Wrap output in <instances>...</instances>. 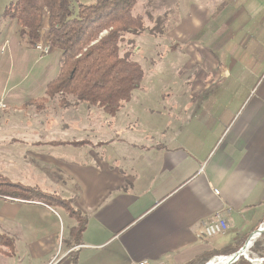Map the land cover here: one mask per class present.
<instances>
[{
  "label": "crops",
  "instance_id": "obj_1",
  "mask_svg": "<svg viewBox=\"0 0 264 264\" xmlns=\"http://www.w3.org/2000/svg\"><path fill=\"white\" fill-rule=\"evenodd\" d=\"M215 1L201 5L202 9L192 4L190 13L182 17L183 28L193 21L189 27L207 34V38L204 34L191 40V46L183 52L192 58L187 83L195 82L198 97L211 93L216 100L222 94L224 101L206 103L208 100L198 98L196 103H168V113L175 111L177 118L174 121L173 115H168L166 128L157 130L166 141L158 145L149 143L150 128L148 132H136L130 121L129 131L116 133L117 148L108 152L110 161L104 162L107 150L92 148L73 150L69 161L65 153L55 154L53 164L58 174L53 180L60 183L68 177L84 187V200L80 201L83 207L76 210L87 218V226L79 244H73L76 236H69L63 252L56 238L59 215L44 200L14 198L3 203L4 216L21 215L22 230L9 235L25 239L26 252L33 253L36 264H131L140 260L201 264L206 254L243 245L264 222V0ZM46 39L48 32L43 33V42ZM178 39L167 51L183 37ZM242 60L249 61V67L236 72L235 66ZM238 86L247 94L237 103ZM149 123L154 124L151 120ZM55 124L72 125L69 127L87 136L97 131L89 117L72 116ZM72 135L75 138L65 141V135L53 133V141L59 146H78V138L84 135ZM93 155L105 163L111 174L109 183L96 180L98 177L92 174ZM66 162L71 166L62 167ZM93 186L104 190L88 206ZM158 189L161 191L156 194ZM56 194L65 201L59 192ZM174 196L178 199L166 201ZM143 198L149 201L140 207ZM29 204L41 206L53 216L56 231L34 233L26 212ZM217 213L227 219V231L199 238L203 223ZM44 216L40 214L37 222L45 220ZM136 226L141 229L128 235Z\"/></svg>",
  "mask_w": 264,
  "mask_h": 264
},
{
  "label": "rangeland",
  "instance_id": "obj_2",
  "mask_svg": "<svg viewBox=\"0 0 264 264\" xmlns=\"http://www.w3.org/2000/svg\"><path fill=\"white\" fill-rule=\"evenodd\" d=\"M12 1L16 0H0V103L3 104L0 106V178L27 185L28 189L35 188L42 193V197H39L38 193L35 195L31 191L27 192L28 196L32 195L44 200L45 205L58 213L60 228L56 233V238L58 239V248L64 252L69 236H76L74 227L71 228V226L78 225L80 222L78 213H82L78 210L83 207L80 201L84 200V195L82 196L84 187L75 185L68 177L65 178L66 181L60 183L53 180V175L58 174L54 170L53 160L56 159L54 155L65 153V159L69 161L73 150L92 148L107 150L104 162L110 161L111 158L108 152L117 148L116 133L129 131L127 129L130 121H133L132 126L136 132H148L150 128L152 137H149V143L158 145L166 141L161 137L162 134L157 133V130L160 131V129L166 128L165 123L167 119H170L168 115H173L174 121L177 118L175 111L173 114L168 113L170 111L168 103H188V101L196 103L198 98L208 100L206 103L224 101L222 94L217 95L216 100L210 96L211 93H207L203 98L198 97L195 82L187 83L193 61L191 56L183 52L188 46H191L189 43L191 40L197 36H204L206 32H199L200 30L189 27L193 21H190L189 25L183 28L181 24L182 17L188 11L190 13L192 4L194 6L196 3L195 9H202L201 5L206 3L212 5L216 1L141 0L138 3L136 11L145 14L146 29L142 35L136 38L137 48L133 58L140 62L146 74L141 86L135 90L132 99L123 103L121 109L114 114L108 113L103 107L84 102L68 103V106H64L66 103H47L45 109L41 110L36 109L34 105L27 107L17 105V103H25L29 99L42 96L45 93L47 83L55 78L59 72L62 52L60 49L53 47L46 39L47 41L44 40V42H47L50 51L54 52H49L47 56H41V52L36 50L32 41L20 33L16 21L3 17L5 6ZM94 1L76 0L75 5ZM194 24H196V21ZM47 32L48 28L45 27L43 33L46 35ZM180 36L183 39L167 51L173 41H179L178 37ZM248 64L249 61H238L235 66L236 72L245 71L249 67ZM184 67L185 70L182 72ZM240 88L238 86L236 89L237 103L244 100L247 94L246 90ZM71 100L75 101L74 99ZM72 116L78 118L89 117L93 128H96L97 131H94L92 136H87L81 131L69 127L72 125L55 124ZM150 120L154 124H148ZM120 121H124L126 124L123 125ZM177 127H179L178 124ZM59 132L65 135L63 137L65 141L74 137L72 134H79V137L84 136L78 138V143L80 142L78 146L72 144L59 146L53 141V133ZM86 139L87 141H85ZM177 142L179 141H176L175 144ZM100 143L103 145H98ZM123 147H126V145ZM42 149L45 152L40 151ZM79 157L85 158L78 155L77 158ZM96 160L99 163L96 164ZM66 164L62 167L71 166L68 162ZM93 164L95 167L92 174L98 177L95 179L101 178L109 183L111 174L106 171L105 163H102L97 156L93 155ZM109 164L111 165L110 162ZM114 164L115 160L112 165ZM126 170L130 171L127 166ZM129 175H131V172L128 173ZM44 176H50L51 178H43ZM97 187L93 186L90 189L92 193L89 196L90 199L87 197L88 206L98 200L97 197L99 194L101 195V192L103 194L104 188ZM56 191L64 197L65 201L60 200L61 198L56 194ZM160 191L161 189L156 190V194ZM184 193L185 191L179 195ZM105 196H107V193ZM175 197L177 196L168 200L166 198L164 201L178 199ZM9 198L8 200L6 197L0 196V233L5 235H9L11 231L15 233L22 230L20 226L21 215L18 217L16 215L13 217L4 216L3 203L13 202L12 199H14ZM149 200L143 198L142 204H139L140 207ZM29 206L30 208L26 212L31 219L34 233L53 229L56 231L57 223L53 216L48 215L41 206L33 204H29ZM73 211L76 213H73ZM43 213H45V220L37 222L39 215ZM94 225L92 224L91 228ZM140 229V226H136V228L130 230L128 235H135ZM10 242L3 244L0 248V264L37 263L33 253L26 252V250L28 251L27 244L25 239H21L20 235L18 238H14L13 241L10 240Z\"/></svg>",
  "mask_w": 264,
  "mask_h": 264
},
{
  "label": "trees",
  "instance_id": "obj_3",
  "mask_svg": "<svg viewBox=\"0 0 264 264\" xmlns=\"http://www.w3.org/2000/svg\"><path fill=\"white\" fill-rule=\"evenodd\" d=\"M140 1L95 0L78 5H75L76 0H16L8 3L2 15L15 20L24 37L34 44L42 40L43 30L47 27L48 41L62 52L57 76L47 83L42 96L29 99L25 107L34 105L41 110L47 103H66L64 106H68V103L84 102L114 114L123 103L130 101L146 74L140 62L133 58L136 38L146 29L145 14L136 11ZM28 191L42 197L35 188L28 189L27 185L0 178L2 197L41 200L28 196ZM78 214L80 222L74 227L75 245L80 243L87 226V218ZM10 240L13 241L11 236L0 233V248ZM241 246L206 254L201 264L216 255L235 252ZM249 256L264 257V234L254 241ZM234 264L255 263L242 256ZM259 264H264V260Z\"/></svg>",
  "mask_w": 264,
  "mask_h": 264
},
{
  "label": "built area",
  "instance_id": "obj_4",
  "mask_svg": "<svg viewBox=\"0 0 264 264\" xmlns=\"http://www.w3.org/2000/svg\"><path fill=\"white\" fill-rule=\"evenodd\" d=\"M35 48H37L42 55H47L50 52V47L48 44L46 45L43 40H40L34 43ZM2 104V103H0ZM229 227V223L227 219L221 214H215L210 220L205 221L199 230L198 237L199 238H211L219 234H224ZM261 258L263 257H256L252 258V262L255 264H259L262 262ZM131 264H151L148 260H140V261H133ZM155 264H169L168 262L162 261L160 263Z\"/></svg>",
  "mask_w": 264,
  "mask_h": 264
},
{
  "label": "water",
  "instance_id": "obj_5",
  "mask_svg": "<svg viewBox=\"0 0 264 264\" xmlns=\"http://www.w3.org/2000/svg\"><path fill=\"white\" fill-rule=\"evenodd\" d=\"M263 234H264V222L257 229H255L254 231H252L250 233V235L247 237L244 244L238 250H236L235 252H232L230 254H226V255H216V256L212 257L205 264H209L211 262V260L216 258V257H224L225 259H224L223 264H234L242 256L252 261L253 259L249 256L250 247L254 244V241ZM261 260L263 261L264 257L261 258Z\"/></svg>",
  "mask_w": 264,
  "mask_h": 264
},
{
  "label": "bare ground",
  "instance_id": "obj_6",
  "mask_svg": "<svg viewBox=\"0 0 264 264\" xmlns=\"http://www.w3.org/2000/svg\"><path fill=\"white\" fill-rule=\"evenodd\" d=\"M224 257H216L211 260L209 264H223L224 263Z\"/></svg>",
  "mask_w": 264,
  "mask_h": 264
}]
</instances>
